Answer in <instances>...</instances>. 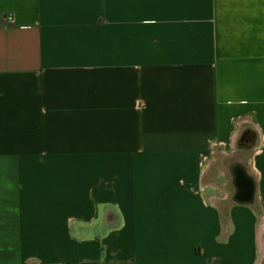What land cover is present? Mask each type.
I'll use <instances>...</instances> for the list:
<instances>
[{
    "label": "crops",
    "instance_id": "1",
    "mask_svg": "<svg viewBox=\"0 0 264 264\" xmlns=\"http://www.w3.org/2000/svg\"><path fill=\"white\" fill-rule=\"evenodd\" d=\"M262 235L264 0H0V264H259Z\"/></svg>",
    "mask_w": 264,
    "mask_h": 264
},
{
    "label": "rangeland",
    "instance_id": "2",
    "mask_svg": "<svg viewBox=\"0 0 264 264\" xmlns=\"http://www.w3.org/2000/svg\"><path fill=\"white\" fill-rule=\"evenodd\" d=\"M256 143H257V138H255V137H241L240 139H239V141H238V144H237V147H236V152L235 153H233V154H231V152L229 151V157H224V156H222L221 154L219 155L220 157H222V160L221 161H223V163L225 162H227L228 161V163H231L232 164V166L234 165L233 163L235 162L234 160H235V158L238 160L240 157L239 156H241V155H239V153L241 154V150H243V148L244 147H247V145L248 146H255L256 145ZM242 157V156H241ZM245 157L247 158L248 157V155H246L245 154ZM247 165V164H246ZM254 174H255V172L254 171H252V176L254 177ZM261 253V252H260ZM260 256H262V254L260 255ZM260 259V258H259Z\"/></svg>",
    "mask_w": 264,
    "mask_h": 264
},
{
    "label": "bare ground",
    "instance_id": "3",
    "mask_svg": "<svg viewBox=\"0 0 264 264\" xmlns=\"http://www.w3.org/2000/svg\"><path fill=\"white\" fill-rule=\"evenodd\" d=\"M263 236V235H262ZM262 257H261V261L260 264H264V236L262 238Z\"/></svg>",
    "mask_w": 264,
    "mask_h": 264
},
{
    "label": "water",
    "instance_id": "4",
    "mask_svg": "<svg viewBox=\"0 0 264 264\" xmlns=\"http://www.w3.org/2000/svg\"><path fill=\"white\" fill-rule=\"evenodd\" d=\"M260 261H261V259H260ZM260 261H259V264H260Z\"/></svg>",
    "mask_w": 264,
    "mask_h": 264
}]
</instances>
